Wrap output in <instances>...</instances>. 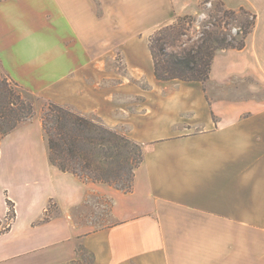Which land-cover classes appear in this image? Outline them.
Returning <instances> with one entry per match:
<instances>
[{
  "label": "crops",
  "instance_id": "crops-1",
  "mask_svg": "<svg viewBox=\"0 0 264 264\" xmlns=\"http://www.w3.org/2000/svg\"><path fill=\"white\" fill-rule=\"evenodd\" d=\"M201 1L0 0V69L144 148L125 193L55 167L37 114L4 137L0 264H71L80 246L95 264H264V0H222L258 22L205 83L158 80L149 39L146 87L96 70Z\"/></svg>",
  "mask_w": 264,
  "mask_h": 264
},
{
  "label": "trees",
  "instance_id": "trees-1",
  "mask_svg": "<svg viewBox=\"0 0 264 264\" xmlns=\"http://www.w3.org/2000/svg\"><path fill=\"white\" fill-rule=\"evenodd\" d=\"M218 1L225 7L222 0ZM237 12L252 18L240 27L239 41L227 30L230 19ZM177 19L149 39L154 75L160 81L207 82L217 52L243 50L257 23L256 14L245 8L224 10L218 17V24L213 25L214 30L204 28L199 33L194 30L192 16L187 14ZM198 34V40L190 47L180 48L178 52L173 50L181 38ZM19 89L8 75L0 76V142L35 117L34 105L23 97ZM41 121L49 159L55 167L85 182L107 184L125 193L132 191L135 170L144 161L142 145L127 134L105 126L98 118L85 117L52 101H48ZM10 213L13 219L12 208ZM85 255H89L95 264L94 256L81 246L78 248L79 258L71 264H82Z\"/></svg>",
  "mask_w": 264,
  "mask_h": 264
},
{
  "label": "rangeland",
  "instance_id": "rangeland-1",
  "mask_svg": "<svg viewBox=\"0 0 264 264\" xmlns=\"http://www.w3.org/2000/svg\"><path fill=\"white\" fill-rule=\"evenodd\" d=\"M226 9L239 10L240 8L231 9L227 6L223 7L218 0H207L205 2L204 0H202L201 3L193 10V12L188 15L194 18V30L198 31L199 33L204 28H207L209 31L214 30L215 27L213 25L218 24L217 22V20H219L218 17L221 16L223 11ZM248 11L256 14L255 12H253V10L252 11L248 10ZM185 15H181L178 17H184ZM256 16L258 22V15L256 14ZM177 18L172 24L177 22L178 20ZM248 21L249 22L252 21V18L250 16L237 12L236 16L230 19V24L227 28L229 34L234 36L237 39V41H239L241 38L240 27L243 24H246ZM166 26H163L157 29L156 31L150 28L149 30L144 31V33L141 34L134 32L132 35H130L131 37L129 36L130 38L128 37L129 41L133 43L132 44L133 46H131V48L129 49L122 50L118 48L116 52H112V55H109L108 51L107 52L103 51L102 64L96 67V70L101 73L102 77H135L133 78L132 83L137 82V84H140L142 87H146V82L143 78L146 77L143 74L145 65L144 68L140 69L141 67L138 64V62L140 61V56L142 55V53L145 54L147 51L146 44H148V39H150L151 36L154 35L158 30H161ZM199 36L200 34H198V36L190 35L191 38H187V37L181 38L180 41L177 43L178 46H176L173 50L178 52L180 51V48L190 47L191 45H193V43H195L198 40ZM102 45L103 48H105V38H103ZM0 76L2 78L6 76V74L1 69H0ZM137 77H141V78H137ZM19 92L23 95V97H25L34 105L36 114L42 117L43 113L48 108V102L46 100H42L40 98L31 96L25 93L24 91H22L21 89H19ZM81 262L82 264H92V258L89 255H85V257L81 260Z\"/></svg>",
  "mask_w": 264,
  "mask_h": 264
}]
</instances>
